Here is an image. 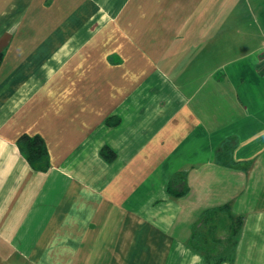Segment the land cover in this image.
Returning <instances> with one entry per match:
<instances>
[{"label":"crops","instance_id":"crops-1","mask_svg":"<svg viewBox=\"0 0 264 264\" xmlns=\"http://www.w3.org/2000/svg\"><path fill=\"white\" fill-rule=\"evenodd\" d=\"M263 53L264 0H0V264H208L224 205L264 264Z\"/></svg>","mask_w":264,"mask_h":264},{"label":"rangeland","instance_id":"rangeland-1","mask_svg":"<svg viewBox=\"0 0 264 264\" xmlns=\"http://www.w3.org/2000/svg\"><path fill=\"white\" fill-rule=\"evenodd\" d=\"M174 186L179 187L176 182ZM238 229L237 218L231 216L228 211L212 212L204 216L196 226L190 243L192 251L199 252L208 264H216L222 258L231 257L232 249L237 243Z\"/></svg>","mask_w":264,"mask_h":264},{"label":"trees","instance_id":"trees-1","mask_svg":"<svg viewBox=\"0 0 264 264\" xmlns=\"http://www.w3.org/2000/svg\"><path fill=\"white\" fill-rule=\"evenodd\" d=\"M108 123L111 124V122L108 120ZM117 122H115V124H117ZM18 144L20 146V149L22 150V152H24V154L26 155L28 161L30 162V164H32L33 166H37L40 168H46L47 167V156H48V151H47V147L46 144L44 142V140L42 139V137L36 135V136H29V135H23L22 137H20ZM227 152V151H226ZM225 152V154H226ZM102 154L104 156H106V158L108 160H112L115 156L114 152L109 149V148H104L102 149ZM221 159V158H220ZM175 182L177 183V181L173 180L170 183L169 186V190L173 195H177V196H183L187 190H178L179 188H176ZM228 206L224 205L221 207H216V208H211V209H207L204 211L203 213V217L207 216L208 214L212 213V212H218L219 210H227ZM230 214V213H229ZM232 216V215H231ZM202 217V218H203ZM237 218L238 221V225H239V229L242 225V217H235ZM239 229H238V233H239ZM193 236V235H192ZM205 259V257H204ZM208 259H206L207 261ZM223 259H221L218 262H222ZM218 262L216 264H218ZM215 263V262H214ZM219 263V264H220Z\"/></svg>","mask_w":264,"mask_h":264}]
</instances>
